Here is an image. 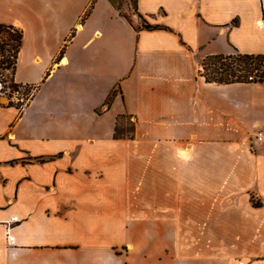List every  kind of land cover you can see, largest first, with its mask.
<instances>
[{"label": "crops", "instance_id": "obj_1", "mask_svg": "<svg viewBox=\"0 0 264 264\" xmlns=\"http://www.w3.org/2000/svg\"><path fill=\"white\" fill-rule=\"evenodd\" d=\"M137 1L166 29L110 0H0L16 81L41 83L0 104V264H264V82L201 74L264 54V0Z\"/></svg>", "mask_w": 264, "mask_h": 264}, {"label": "trees", "instance_id": "obj_2", "mask_svg": "<svg viewBox=\"0 0 264 264\" xmlns=\"http://www.w3.org/2000/svg\"><path fill=\"white\" fill-rule=\"evenodd\" d=\"M110 1L122 16L132 23L130 16L122 11L118 3L119 0ZM126 1L131 6L133 13L142 18L138 12V1ZM92 8L93 4L88 10L87 15L90 14ZM235 23H238L237 20H235ZM143 27L148 30L166 29L164 26L150 25L145 20ZM2 35L6 37L2 38ZM23 38V31L20 28L14 25L0 24V84H6L10 81V87L17 91L18 87H32L26 92L28 106L40 90L41 84L34 86L16 81L15 76L19 54L23 45ZM201 65V74L208 82L220 84L264 82V54L244 53L235 48L234 51L229 54L208 55L202 59ZM114 95L115 92L111 93L108 97V105L111 104ZM3 105L14 106L22 110L25 104L20 102L15 103L13 100H10L7 104ZM132 119L133 116L131 115H120L118 117L114 138L132 139L135 137V121Z\"/></svg>", "mask_w": 264, "mask_h": 264}, {"label": "rangeland", "instance_id": "obj_3", "mask_svg": "<svg viewBox=\"0 0 264 264\" xmlns=\"http://www.w3.org/2000/svg\"><path fill=\"white\" fill-rule=\"evenodd\" d=\"M120 7L122 8V11L127 13L131 20H136L138 24H140L142 27L144 26V20L140 18L137 14H134L131 10V6L127 3L126 0H119L118 1ZM165 33V31H163ZM2 38L6 37L5 35L1 36ZM20 83V82H19ZM24 84V83H23ZM28 84V83H27ZM41 84V83H40ZM40 84H30V85H40ZM11 86V82H7L6 84H0V103L7 104L10 100H13L15 103H23L24 108L27 107L28 99H26V92L30 90L32 87H18V91ZM117 92V90L115 91ZM23 108V109H24ZM22 109V110H23ZM133 120V119H132Z\"/></svg>", "mask_w": 264, "mask_h": 264}, {"label": "built area", "instance_id": "obj_4", "mask_svg": "<svg viewBox=\"0 0 264 264\" xmlns=\"http://www.w3.org/2000/svg\"><path fill=\"white\" fill-rule=\"evenodd\" d=\"M253 139L257 142H264V126L260 127L259 129H257L254 134H253ZM19 221V218L17 216H14L11 220L10 223H15ZM8 237H9V242L12 244L14 243V239L15 237L11 235V225L8 228Z\"/></svg>", "mask_w": 264, "mask_h": 264}]
</instances>
